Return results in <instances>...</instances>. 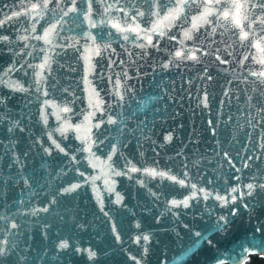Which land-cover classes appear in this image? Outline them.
Segmentation results:
<instances>
[{"label": "water", "instance_id": "obj_1", "mask_svg": "<svg viewBox=\"0 0 264 264\" xmlns=\"http://www.w3.org/2000/svg\"><path fill=\"white\" fill-rule=\"evenodd\" d=\"M208 2L0 0V264L264 257V0Z\"/></svg>", "mask_w": 264, "mask_h": 264}, {"label": "snow or ice", "instance_id": "obj_2", "mask_svg": "<svg viewBox=\"0 0 264 264\" xmlns=\"http://www.w3.org/2000/svg\"><path fill=\"white\" fill-rule=\"evenodd\" d=\"M49 2H50V0H45V3L43 6L46 8ZM192 2L194 3L195 0H192ZM219 2H220V0H209L208 3H205L203 5L204 11L201 13L200 16L196 17L195 19L196 20H202L205 23H210V21L207 18L211 15H217L218 14L219 19L228 20L229 18H231V21L235 26L241 27L240 10L245 7V4L238 2V0H233V2L231 3V7L229 9L220 11L219 9H216L214 7V5L219 3ZM187 6H190L189 0H174V6H172V7L165 5L166 14L163 16V18L160 21L153 24L151 31H153V32L157 31L160 28V25L164 22H167V24L165 26H170L172 23H174L176 20L180 19V17L184 15L185 8ZM261 6L264 7V4H262ZM39 8H40L39 4L32 5L33 11H35ZM153 14L159 17V11H157ZM17 15H19V13H17ZM65 15H67V13H65ZM139 15L143 16L144 13L140 12ZM244 19H247V17L245 16ZM115 27H119V25H115ZM49 31H51V30H49ZM132 31H136V29H132ZM161 34H163L162 30H161ZM47 36H48V31L45 32L44 37H38V39H44ZM185 36H188V33H185ZM247 37H248V33L244 32L242 38H247ZM255 46L258 49H260L261 52H264V48H261L260 44H256ZM179 55H181V54L177 53V56H179ZM261 62H264V60H262ZM261 75H264V73H261ZM65 111H67V109H65ZM133 170H135V169H133ZM152 174L156 175L157 173L153 172ZM159 175L163 176L166 174L165 173H159ZM169 178L172 179L173 181H176V177H174V176L169 177ZM177 182L180 183L181 185L184 184L183 180H179ZM75 187H78V186H73V188L65 189V191L66 192L73 191V190H75ZM247 187L250 190L254 189V186L252 184L247 185ZM259 187L264 188V185H260ZM233 191H235V189H233ZM251 194H252V192L250 191L249 195H251ZM175 203H176V201H173V204H175ZM245 207H247V206H245ZM45 211H47V209H45ZM233 214H235V213H233ZM221 219H224V218H221ZM225 223H227V222L225 221ZM13 226H15V225H13ZM145 239H147V237H145ZM5 243H7V242L5 241ZM61 247H66V245H61ZM6 252H7L6 248L0 247V257H3L6 254ZM93 255H94V253H93Z\"/></svg>", "mask_w": 264, "mask_h": 264}, {"label": "rangeland", "instance_id": "obj_3", "mask_svg": "<svg viewBox=\"0 0 264 264\" xmlns=\"http://www.w3.org/2000/svg\"><path fill=\"white\" fill-rule=\"evenodd\" d=\"M246 264H264V257L254 255Z\"/></svg>", "mask_w": 264, "mask_h": 264}, {"label": "trees", "instance_id": "obj_4", "mask_svg": "<svg viewBox=\"0 0 264 264\" xmlns=\"http://www.w3.org/2000/svg\"><path fill=\"white\" fill-rule=\"evenodd\" d=\"M253 257V256H252Z\"/></svg>", "mask_w": 264, "mask_h": 264}]
</instances>
